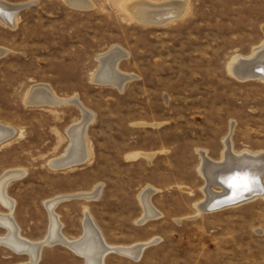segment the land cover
<instances>
[{
	"label": "rangeland",
	"instance_id": "374dc122",
	"mask_svg": "<svg viewBox=\"0 0 264 264\" xmlns=\"http://www.w3.org/2000/svg\"><path fill=\"white\" fill-rule=\"evenodd\" d=\"M2 1L30 5L14 25L0 18V123L14 128L4 137L0 127V214L11 213L13 203L20 234L40 241L57 201L54 212L70 240L84 235L88 209L108 243L152 241L139 258L110 252L104 264H264L263 195L215 187L214 202L195 207L208 199L200 150L224 163V139L233 129L234 152H264V78L229 70L235 56L252 58L263 44L264 0H179L186 9L165 22L138 19L132 6L141 0H82L83 7ZM113 48L125 53L119 72L131 76L122 88L93 78L102 67L113 71L121 52ZM44 85L92 112L86 161L51 165L80 142L86 118L74 102L28 103L32 89ZM148 187L160 215L145 221L152 213L142 197ZM8 235L0 223V237ZM28 261L27 253L0 244V264ZM37 264L86 260L56 243L43 247Z\"/></svg>",
	"mask_w": 264,
	"mask_h": 264
},
{
	"label": "bare ground",
	"instance_id": "6f19581e",
	"mask_svg": "<svg viewBox=\"0 0 264 264\" xmlns=\"http://www.w3.org/2000/svg\"><path fill=\"white\" fill-rule=\"evenodd\" d=\"M70 2L72 4H76L78 6L84 5L82 0H80V1H74V0L72 1L71 0ZM183 3H185V2L179 1V0H169V1L162 2V3L153 4V3H150L148 1H142L141 0V1L135 2L132 6V9H133L136 17H138V19H140L143 22H149V21L150 22H152V21H154V22L155 21L165 22V21H168V19H167L168 17L177 16L183 10V8H184ZM22 4H24V3H22ZM22 4H17V5H10L9 4V7H8V4H6L4 1L0 0V18H2L5 22H8L9 24L14 25L16 22L18 12L22 10L19 8L20 5H22ZM29 5H30V3L27 4V6H29ZM89 5H90V3H89ZM124 6H125V9L128 11V6L126 4ZM184 9H186V8H184ZM111 50H112L111 52H114V51H118L120 49L119 48H113ZM3 52L4 51L2 49H0V55L1 56L3 55ZM124 54L125 53L122 50L119 53L118 57L117 56H116L117 58L115 57L116 60L113 59V61H114V62H112L113 63V67H112L113 71L111 69H108L111 72H105V69L102 67L96 72L95 76H93L94 80L97 82H111V83L119 86V88H122L124 83L131 78L130 75L122 74L118 70V66H117L118 61ZM103 59H104V56L102 57V60ZM263 60H264V42L259 48H257V51L252 58L251 57L250 58H244V57H241V55L235 56L233 58V60L231 61V63L229 64V70L234 76H237L239 78L245 79V78L250 77V76H256V77L264 78V61ZM261 61H263V62H261ZM251 62L253 65L247 66V64L251 63ZM106 66H107V64H106ZM100 67H101V65H100ZM253 67L259 68L262 71L256 72V71L252 70ZM248 68L250 70H248ZM44 102L50 103V104H60V103H64V102H72L73 103L74 102L82 108V110L85 114V118H86V120L84 121V123L81 127V130H80L81 134L79 133L80 135L78 136V137H80V139H79L80 142H77V144H75L74 147H70L67 150V153L65 154V156L63 155L64 157H62L61 159H58L56 161H52L51 165L58 169L61 167L73 166V165L79 164L83 161H86V159L88 158V154H89L88 153L87 140H86V126L93 118L92 112H89L80 103V101H78L77 99L64 100V99L59 98L46 85L34 87L31 91L29 98H28V103L39 104V103H44ZM0 127L2 128V130H4V133H3L4 137H9V136L13 135V133H14L13 127H11L9 125H5L3 123H0ZM78 129H79V127H78ZM232 130L233 129L230 130V133L224 139V143H225V148L223 150L224 163L214 162L212 159H210L206 155L207 153L205 150L199 151V153L202 157V160H203V162L200 166V172L206 178V186H204L203 190L206 194H208V199L206 202L202 201V202H198L195 204V207L199 211L206 210L207 207H209V205L214 202L213 201V195H214L213 190L215 187L216 188L220 187L222 189L228 190L227 186L231 185L229 189H232L234 187H238V188L242 189L241 187H239V185L247 182L250 185V190H244V193H246L250 196H253L255 194H260V195L264 196V152H261V153L259 152V153H255V154L249 153L247 151H244V152H236L235 151L234 152L233 151L234 145H232V140H231ZM236 172L239 173V176L236 175ZM17 175H18V173H17ZM21 175H22V173H21ZM1 176H3V175L1 174ZM13 178H15V177H13ZM7 182H9V181H7ZM231 183L232 184L235 183L236 185L232 186ZM5 185H6V182H4L3 186L0 187V188H3V191H4V188L6 187ZM101 188H102L101 185L96 186L93 194L90 196L93 198H97L100 191H101ZM145 189H146L145 190L146 193L144 192V194L142 196V197H144V200L146 199L144 202V205H145L146 210L148 212L151 211L152 213L150 215H148L149 213H147V215L145 217H143L142 220H145V219L147 220V218H149V217L151 218V216L153 217V216L160 215V212H157L156 210H154V208L152 207L151 203L149 202V198H148V196L150 197L152 192H154V189L151 187H148ZM209 191H211L210 192L211 195L209 194ZM3 194H4V192H3ZM4 195H3V197L5 198ZM71 196H74V195H69V197H71ZM80 196L87 197L88 195H85V193H82V194H79V197ZM59 198H60V196H59ZM61 198H63V197H61ZM209 198H212V199H209ZM245 198L243 197V199H245ZM0 200H1V198H0ZM6 202L7 201H5V203ZM56 204H57V201H55V202L53 201L50 205L52 224H51L50 230L48 231L46 238L42 239L40 241H33V240H30L28 238L23 237L20 234V231H21L20 226L18 225V223L16 222V220L14 219V217L12 215V210H14L13 209L14 204L9 202V208H8V205H7V208L11 209V213L8 210L9 214L8 213H6L7 215L0 214V223L4 227H6L7 232L9 231V235H8L9 237L8 236L5 238L0 237V244H3V245L7 244L8 246H10L11 248H13L15 251H17L19 253H25V254L27 253L30 256V262L28 261L29 262L28 264H37L38 263V261L40 260L42 249H43L44 245H46V244L42 245L43 243H47V245H54L56 243H63L66 246H69L70 249H73L76 253L82 255L86 260V264H104V258L110 252H119L121 254H125V256L126 255L133 256V258H135V259L139 258L141 256L142 252L144 251V249L149 244H151V242H152L150 240L148 242L136 243V244L131 245V246L113 245V244L108 243L106 241L105 237L103 236L102 231L100 230V228L98 227V225L94 221V218L88 209H85V212H84V214H85L84 235L81 238L79 237V239L70 240L69 238H67L63 234V232H62L63 223L59 220L58 214H56V212H54V208H55ZM153 243H154V241H153ZM19 264H21V263H19Z\"/></svg>",
	"mask_w": 264,
	"mask_h": 264
},
{
	"label": "water",
	"instance_id": "95a60500",
	"mask_svg": "<svg viewBox=\"0 0 264 264\" xmlns=\"http://www.w3.org/2000/svg\"><path fill=\"white\" fill-rule=\"evenodd\" d=\"M27 4H28V3H24V4L20 5L19 8H20V9H23V8H25V7L27 6ZM253 70L256 71V72H261V71H262V70H260L259 68H256V67H253ZM236 175L239 176V173L236 172ZM246 175H247V174H246ZM231 184H232V183H231ZM235 185H236L235 183L232 184V186H235ZM230 186H231V185H230ZM230 186H227V188L229 189ZM63 200H64V199H63ZM44 244H47V243H43L42 245H44ZM44 246H45V245H44Z\"/></svg>",
	"mask_w": 264,
	"mask_h": 264
},
{
	"label": "snow or ice",
	"instance_id": "6c2138e0",
	"mask_svg": "<svg viewBox=\"0 0 264 264\" xmlns=\"http://www.w3.org/2000/svg\"><path fill=\"white\" fill-rule=\"evenodd\" d=\"M239 187H241L242 190H250V185L247 182L239 185Z\"/></svg>",
	"mask_w": 264,
	"mask_h": 264
}]
</instances>
